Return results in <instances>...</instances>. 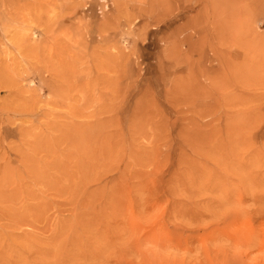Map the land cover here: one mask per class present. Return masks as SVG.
Masks as SVG:
<instances>
[{
  "label": "rangeland",
  "instance_id": "374dc122",
  "mask_svg": "<svg viewBox=\"0 0 264 264\" xmlns=\"http://www.w3.org/2000/svg\"><path fill=\"white\" fill-rule=\"evenodd\" d=\"M0 264H264V0H0Z\"/></svg>",
  "mask_w": 264,
  "mask_h": 264
},
{
  "label": "bare ground",
  "instance_id": "6f19581e",
  "mask_svg": "<svg viewBox=\"0 0 264 264\" xmlns=\"http://www.w3.org/2000/svg\"><path fill=\"white\" fill-rule=\"evenodd\" d=\"M213 17L214 18H216V14L214 13V15H213ZM217 53H220V55L219 56H225V55H227V53H225V52H215L214 54L216 55ZM219 61H221V60H219ZM226 65H227V63H226ZM193 84H191V87L190 86H184V87H182L181 89H182V91H186V93H183L187 98H190V96H192L193 95V98H195L196 97V91L198 90L197 89V87H195L194 85L192 86ZM197 89V90H196ZM202 89H203V87H202ZM205 94V93H204ZM209 93L207 92L206 93V95H208ZM197 96H201L199 93H197Z\"/></svg>",
  "mask_w": 264,
  "mask_h": 264
}]
</instances>
